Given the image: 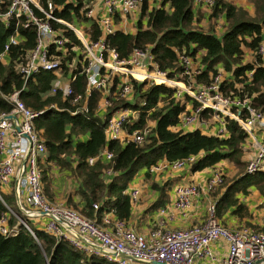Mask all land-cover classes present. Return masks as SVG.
Segmentation results:
<instances>
[{
  "label": "trees",
  "instance_id": "1",
  "mask_svg": "<svg viewBox=\"0 0 264 264\" xmlns=\"http://www.w3.org/2000/svg\"><path fill=\"white\" fill-rule=\"evenodd\" d=\"M36 1L41 8L49 2L55 8L54 17L71 22L70 12L78 15L81 0ZM242 1L248 4L251 13L232 1L213 0L205 20L211 22L221 18V34L216 37L213 28L217 24L214 23L206 31L199 27L202 16L195 9L193 11L192 0H161L155 8H148L147 1L143 0L138 8L134 33L115 30L104 37V44L108 50L115 52L119 61L127 60L133 50H147L157 70L166 72L168 77L181 71L177 66L181 53L191 58L198 56L202 70L193 78L196 84L208 85L217 70H221L226 76L219 84L220 93L225 97L248 99L251 106L264 115V64L256 54L257 48L264 45V0ZM12 26L11 22L7 25L0 22V51L11 34ZM55 27L63 31L69 42L68 48L79 47L71 32ZM17 32L20 43L10 48L7 54L9 63H0V114L9 112L10 105L3 98L14 92L18 93V99L25 108L39 113L32 124L44 145L39 163L43 193L50 168L54 166L59 171H68L70 178L76 182L74 192L83 202L80 211L85 216L99 218L101 213L111 210L117 219L126 222L132 204L126 187L139 169L147 168L158 160L172 162L188 156L195 157L188 166V172L209 169L227 161L237 171L229 182L222 176V183L216 188L219 190L215 201L217 220L226 226L222 215L230 212L238 217V224L264 231L262 226L250 221L251 213L239 200V197L252 192L264 198V166L252 173L244 172L242 145L247 137L236 122L225 119L226 136L221 138L198 129H178L176 125L179 116L186 111L185 106L190 104L191 108H195L196 104L185 96L173 99V91L169 88L130 81L131 101L112 97L104 118L119 109L136 111V118L123 125L125 134L147 126L148 133L140 143L128 137L106 140L103 135L104 121L95 115L101 94L91 91L84 97L85 79L75 67L70 71V75L74 76L70 86L73 95L82 98L76 105L52 89L55 77L50 72L39 71L22 88L21 77L12 63L24 62L28 52L34 48V31L19 27ZM99 36L98 29L92 24L88 40L96 41ZM63 70L65 73L68 71L64 67ZM249 72L251 74L247 78ZM117 84L119 80L115 78L110 92ZM82 106H85L86 113L73 114ZM199 116L206 119L205 112ZM103 150L111 153L110 159L99 158ZM88 157L94 158L90 165L86 161ZM107 171L112 174L109 180L104 179ZM157 190L161 195L156 206L165 201V186ZM92 203L98 204L96 209H92ZM1 219L3 223L0 224L5 230L0 232V264H114L98 252L78 251L67 241L46 233L37 225L39 218L34 223L20 212L13 199L0 191ZM19 219L26 223L28 229Z\"/></svg>",
  "mask_w": 264,
  "mask_h": 264
},
{
  "label": "built area",
  "instance_id": "2",
  "mask_svg": "<svg viewBox=\"0 0 264 264\" xmlns=\"http://www.w3.org/2000/svg\"><path fill=\"white\" fill-rule=\"evenodd\" d=\"M142 1L81 0L78 15L70 12L71 22H66L53 16L55 8L49 2L41 8L36 0H0V22L4 25L9 22L13 24L11 34L0 51V63H9L7 54L10 48L20 43L17 29H32L34 48L28 52L24 62L12 63L15 72L21 77L22 88L39 71L50 72L55 77L52 89L59 92L62 98L69 99L72 105H76L82 98L80 95H73L70 86V81L74 80L70 71L75 67L77 73L85 79L84 97L91 91L101 94L96 104V115L99 111L105 114L112 97L130 102L133 94L130 81L145 82L146 86L166 87L173 91V99L185 96L196 104L195 108H191L190 104L185 106L186 111L179 116L176 125L178 129L198 128L206 134L221 138L226 136L225 119L232 120L242 128L247 138L257 137L259 141L257 149L245 162L244 172L252 173L262 168L264 115L255 110L248 99L225 97L220 93L219 84L226 76L221 70H217L208 85H198L193 81L194 76L202 70L198 56L191 58L181 53L177 58V66L181 71L168 77L166 72L157 70L147 50H133L127 60L119 61L115 52L105 47L104 37L115 30L125 32L123 21L128 15L134 16L137 13ZM146 1L148 8H155L161 2ZM212 4L213 0H192L193 11L203 8L207 12ZM92 24L100 34L93 42L88 40ZM55 26L71 32L79 47L68 48L69 42L63 31ZM218 28H221L220 25ZM256 54L264 64V45L257 48ZM63 67L68 70L66 73ZM250 74L251 72L247 73L246 77H250ZM115 78H118L119 84L110 92ZM3 100L10 105V110L6 114H0V186L15 179L17 184L24 185L26 194L24 207L20 205L22 213L30 218H39L37 225L46 233L67 241L84 253L97 252L91 247L97 245L104 251L100 254L114 264H195L197 261L204 264H264V231L241 224L224 226L216 218L212 194L222 183L223 176L216 166L209 168L202 184L193 181L174 184L170 201L157 209L156 221L159 224L162 217L167 220L174 217L186 219L195 198L203 195L206 198L204 218L187 227L162 229L157 226L149 233L141 234L125 221L117 219L111 210L104 211L99 218L94 215L87 217L71 206L49 200L42 190L39 168L44 145L32 124L39 113L25 108L18 99L17 92ZM201 112L206 113V119L200 118ZM76 113H86L85 106L75 109L73 114ZM9 117L15 119L12 121ZM135 118L136 111H114L104 120V138L109 140L128 137L133 142L140 143L148 133V126L129 135L123 130L124 123ZM110 157L111 153L105 150L99 154V158L103 160ZM194 160V156L172 162L158 160L146 170L150 173L188 170L189 164ZM86 161L90 165L94 158L88 157ZM106 174L111 173L107 171ZM126 193L132 202L138 196V189L131 188ZM97 205L92 203V209H96ZM38 211L47 215H38ZM2 221L1 219L0 223ZM21 224L28 229L25 222ZM0 226V232L3 233L5 229L1 224ZM73 231L80 234L83 240L77 238ZM217 241H222L225 245L222 256L216 252ZM119 253L126 258L118 257Z\"/></svg>",
  "mask_w": 264,
  "mask_h": 264
},
{
  "label": "crops",
  "instance_id": "3",
  "mask_svg": "<svg viewBox=\"0 0 264 264\" xmlns=\"http://www.w3.org/2000/svg\"><path fill=\"white\" fill-rule=\"evenodd\" d=\"M232 1L235 5L244 7L251 13V10L245 2L242 0H227ZM201 14L202 20L199 23V27L206 31L208 28L207 26H203L202 22H206V12L203 10V8H198L195 10ZM136 20H124L122 23V27L125 28V32L127 33H134V24ZM217 23V27L214 29V34L216 37H219L221 34V29L218 28V25L222 23L221 18L219 20L215 21V24ZM96 117L104 121V113L99 111L96 113ZM198 129V128H197ZM199 130V129H198ZM201 131V130H199ZM202 132V131H201ZM205 133V132H202ZM206 134V133H205ZM122 139V138H121ZM259 141L257 137L252 138H246L242 145L243 149V155L242 160L247 161L252 154L257 149ZM216 167L220 168L223 177L226 175H229L231 173H235L237 170L235 167L227 162V161H221L219 162ZM49 174L47 176V187L46 191L44 192L45 196L51 200L56 202H61L63 204H66L67 206H74L77 211L82 213L80 210L83 207V202L79 199V196L74 192V189L76 187V182L70 178L68 171H59L57 168L52 166L50 168ZM210 169H202L195 172H188V170H164L157 173H150L146 170V168L139 169L131 178V180L128 182L126 190L131 188H137L138 189V196L134 201H132L130 212H129V219L126 221V223L136 232L141 234H147L149 231L152 230V228H155L157 226H161L162 229H172V228H182L187 227L192 224L199 223L204 218V203L206 201V198L203 195H199L195 198V201L192 203V205L189 208V216L186 219H179L178 217H174L171 220L165 219V217H162V222L159 224L156 221V212L159 207H162L166 203H168L171 199V192H172V186L177 183H182L186 181H193L195 183L202 184L206 176L208 175ZM111 174H106L105 180H109ZM151 184H153L155 187H152ZM43 185V182H42ZM165 186V196L163 197L165 201L160 205H155L158 201V198L160 197V192L157 190L161 186ZM17 200L15 199V188H14V181L11 180L10 183L7 185L0 186V191L6 195L9 199H13L14 204L17 207V202L19 205H22L24 207V197L26 194V189L22 183L17 184ZM219 194L216 195V198H213L215 201L218 198ZM239 200L242 201V203L246 206L248 213H251L252 219L251 222H254L261 226L262 223L254 218V207L258 204L264 203V198H260L259 196H255V193H251L244 197H239ZM83 214V213H82ZM84 215V214H83ZM34 222L36 218H31ZM243 220V219H242ZM40 221V219L38 220ZM222 221L223 223L228 226H235L240 223L238 221V217L235 216L232 213L225 212L222 215ZM35 223V222H34ZM216 252L219 256H222L225 251V245L222 241L216 242ZM195 264H204L201 261L195 262Z\"/></svg>",
  "mask_w": 264,
  "mask_h": 264
},
{
  "label": "rangeland",
  "instance_id": "4",
  "mask_svg": "<svg viewBox=\"0 0 264 264\" xmlns=\"http://www.w3.org/2000/svg\"><path fill=\"white\" fill-rule=\"evenodd\" d=\"M138 11H139V9L137 10V13L134 15V16H130V15H128L127 16V18H126V20H131L132 22H133V20H136L137 18H138ZM211 22H213V24H210ZM211 22H209L208 20L206 21V22H202V24H203V26H207V24H209L208 25V28H210V27H213V25H214V23H215V21L213 20V21H211ZM218 22H216V24H217ZM236 169V168H235ZM236 173V172H235ZM235 173H231V174H229V175H226L225 177H224V180L226 181V182H229L232 178H233V176L235 175ZM218 191L219 190H217L216 189V192L215 193H213L212 194V197L213 198H216L215 196L216 195H218ZM69 206V205H68ZM72 207V206H71ZM75 209V208H74ZM254 210H255V215H254V218L257 220L256 222H260V223H262L261 224V228H264V203L263 204H258L257 206H255L254 207Z\"/></svg>",
  "mask_w": 264,
  "mask_h": 264
},
{
  "label": "water",
  "instance_id": "5",
  "mask_svg": "<svg viewBox=\"0 0 264 264\" xmlns=\"http://www.w3.org/2000/svg\"><path fill=\"white\" fill-rule=\"evenodd\" d=\"M9 119L13 121L15 118H14V117H9ZM15 129H16V130L18 129V127H17L16 125H15ZM21 162L23 163V162H24V159H22ZM16 187H17V180L15 179V180H14V188H16ZM15 199H16V200L18 199V198H17V194H16V192H15ZM17 208H18L21 212L23 211V209L20 207V205H19L18 202H17ZM37 214H38V215H44V214H46V213H43V212L38 211ZM46 215H47V214H46ZM19 221H20L21 223H23L20 219H19ZM73 234H74L77 238L83 240V238L81 237V235L78 234L77 232L73 231ZM91 247H93V249H95L98 253H104V251H103L99 246H97V245H91ZM118 257L126 258V256H124L123 254H120V253L118 254Z\"/></svg>",
  "mask_w": 264,
  "mask_h": 264
}]
</instances>
